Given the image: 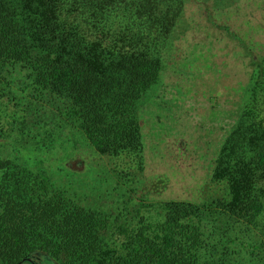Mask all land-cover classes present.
Returning a JSON list of instances; mask_svg holds the SVG:
<instances>
[{"label":"trees","instance_id":"16d2710c","mask_svg":"<svg viewBox=\"0 0 264 264\" xmlns=\"http://www.w3.org/2000/svg\"><path fill=\"white\" fill-rule=\"evenodd\" d=\"M185 9V0H0V264H234L238 244L264 254V59L242 41L253 82L244 122L216 161L223 197L168 201L160 224L120 226L117 256L105 249L108 220L4 155L33 115L13 90L22 77L28 99L57 102L65 125L99 154L142 163L134 112L160 78Z\"/></svg>","mask_w":264,"mask_h":264},{"label":"rangeland","instance_id":"374dc122","mask_svg":"<svg viewBox=\"0 0 264 264\" xmlns=\"http://www.w3.org/2000/svg\"><path fill=\"white\" fill-rule=\"evenodd\" d=\"M185 2L160 78L134 112L143 142L138 165L99 154L65 125L57 102H31L26 78L13 83L16 100L32 105L33 115L6 141L4 155L44 171L72 201L108 220L102 236L114 256L120 226L142 218L160 224L168 201L209 204L223 197L214 181L216 161L244 122L254 73L240 42L264 59V0ZM231 251L234 264H264V254L254 257L241 244Z\"/></svg>","mask_w":264,"mask_h":264}]
</instances>
